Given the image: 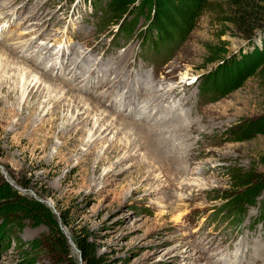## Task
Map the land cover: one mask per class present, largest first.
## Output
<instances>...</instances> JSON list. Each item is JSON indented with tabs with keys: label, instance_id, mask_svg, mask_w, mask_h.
Listing matches in <instances>:
<instances>
[{
	"label": "rangeland",
	"instance_id": "1",
	"mask_svg": "<svg viewBox=\"0 0 264 264\" xmlns=\"http://www.w3.org/2000/svg\"><path fill=\"white\" fill-rule=\"evenodd\" d=\"M118 1L104 12L105 0L96 11L93 0H0V46L60 80L69 91L66 104L77 94L106 107L111 117L102 126L112 124L102 133L95 110L55 108L47 101L55 92L44 83L29 94L12 63V73L0 80V182L45 207L8 219L0 208V264L78 261L72 236L82 229L111 264H263L251 257H264V58L258 62L252 54L264 28L243 37L227 19L225 0H153L145 6L121 0L114 7ZM122 7L129 10L122 13ZM146 22L173 41L179 36L176 49L142 43ZM201 81L219 89L218 96L201 94ZM151 85L170 95L157 99L161 94ZM36 90L42 99L34 97ZM163 104L161 117L172 123L170 140L181 143L184 162L156 164L130 124L116 122L155 127ZM84 107L79 105L82 112ZM78 115L91 124L74 123ZM100 136L103 142L87 154ZM57 152L60 158H54ZM248 189L256 196L239 208Z\"/></svg>",
	"mask_w": 264,
	"mask_h": 264
},
{
	"label": "trees",
	"instance_id": "2",
	"mask_svg": "<svg viewBox=\"0 0 264 264\" xmlns=\"http://www.w3.org/2000/svg\"><path fill=\"white\" fill-rule=\"evenodd\" d=\"M98 1L99 0H93L92 9L95 11L97 10ZM135 1H136L135 6L137 5L145 6L146 2L149 3L152 2L153 0H135ZM225 1L226 3L229 4L228 10L226 11L228 12L227 19L233 22L235 29L243 37H245L246 39H250L258 29L264 28V0H225ZM189 2L191 3L192 0H189ZM112 3L113 0H105L103 6H101L100 9H103V11L105 12L109 9ZM120 4L123 5V1L121 0L118 1L114 7L118 8ZM197 9H198L197 6L193 7L191 12V14L193 13V17L197 14L198 12ZM128 10L129 8L125 10L122 7V11H123L122 13H125ZM155 11L156 10H154V14H152V18L155 17ZM126 24L127 23L125 22L120 32L127 29ZM135 24L136 23L134 22V25ZM146 24H149L148 28L147 29L144 28L139 31V35L142 38V43L146 42L149 45H151L153 48H159V47L166 48V46H168V49H170V51L176 49L177 44L179 43L178 40H180L179 36L175 38L176 41H173L170 36H167L163 33V29L155 22L152 23L146 22ZM132 28L133 26L129 27V30L126 33L127 36L130 34ZM252 50H253L252 51L253 56L258 58V62L264 58V40L261 39V37L259 41H257V44H255V47ZM261 75L264 78V61L262 63ZM199 92L201 94H209L215 97L218 96V93H220L219 89L206 85L202 81L201 83L199 82ZM252 180L253 178L251 177L248 180L242 181L243 186H247L251 184ZM260 185L261 184L259 183L258 187ZM248 190L249 191L247 192V194L243 195L239 208H241L242 205L244 206L245 204L250 203L252 199L256 196L255 190L252 189H248ZM33 207L42 208L45 207V204H43V202H39L34 198L27 197L24 194L20 193L18 189H16V187L9 184V182L7 181L0 182V208L5 209V211H3L5 213V215H3L4 219L6 218L8 219V216L11 215L15 216L20 213H25L29 215V212L33 211ZM244 211L245 209L241 210V213ZM235 218L241 219L242 217L236 216ZM260 221L263 222V219L261 218ZM60 235L63 237L64 242L67 245V241L64 238L63 234ZM87 238H88V233L85 229H82L80 233H75L72 236V241L74 242V244L76 245V247L80 252V256H81L80 260L74 261L73 259L69 258V261H65L66 258L63 257L59 259L55 264H111V262L108 261L106 255L99 254L97 248L94 246V243L88 241Z\"/></svg>",
	"mask_w": 264,
	"mask_h": 264
},
{
	"label": "bare ground",
	"instance_id": "3",
	"mask_svg": "<svg viewBox=\"0 0 264 264\" xmlns=\"http://www.w3.org/2000/svg\"><path fill=\"white\" fill-rule=\"evenodd\" d=\"M68 40V39H67ZM16 65H19V67L17 66L16 70L17 69H20L21 70V74L18 75L20 76L19 78V81L24 82L22 86H24L26 88V92H28L29 94H32L33 95V92H34V89L38 86V85H42V83H44V87L46 88V85H48V88L47 90L50 88V90L52 92H55V95L53 96H50L48 98V102L49 103H53L54 107L55 108H61L63 107L65 110H68V111H72L73 113L74 112H78V114H82V113H85V112H88L90 113V111H96V123H99V129L102 130V133L110 128H112V124H105L103 123V126H102V122L103 121H108L111 117V113L110 111L104 107V109H102L101 107V104L100 103H97L95 100L87 97V96H82V95H77V94H74V100L73 101H68L69 104H66V102H64V99L67 97V94L69 93V91L62 86V82L60 80H56V79H53L52 77H49L47 75H45L44 73L36 70V69H33L32 67H30V65H28L27 63H24V61H20L18 59H15L13 56H11V54H9L8 50H6L4 47L0 46V80L2 82V79H4V76L6 74V71L7 70H10V72L12 71V65L14 64ZM14 70V69H13ZM15 71V70H14ZM12 73V72H11ZM18 73V72H17ZM9 74V73H8ZM14 74V73H13ZM11 75V74H10ZM109 77V76H108ZM120 77V76H118ZM185 78L187 79H192L190 77H188V74L185 75ZM120 81V79H119ZM108 82V81H107ZM184 83H186L187 81H182ZM105 83V82H104ZM103 83V84H104ZM122 83V82H121ZM112 84V83H111ZM114 84V83H113ZM117 85V84H116ZM121 85V84H119ZM118 85V86H119ZM148 85V84H147ZM111 86V85H110ZM125 86V84H124ZM146 86V85H145ZM113 87V86H112ZM111 87V88H112ZM117 87V86H116ZM141 87V86H140ZM148 87V86H147ZM151 87H153L154 91L158 93L159 91V94H161L157 99H161L162 97H165V96H168V94L170 95V92L171 90H169L168 92H161V90H159L160 88H158V85L154 87V85H151ZM118 88V87H117ZM130 88V87H129ZM115 89V87H114ZM145 89V88H143ZM25 90V89H24ZM117 90V89H116ZM125 90V89H124ZM129 91V89H127ZM135 90V89H134ZM114 91V90H113ZM119 91V90H118ZM127 92V91H126ZM143 92V91H142ZM146 92V91H145ZM110 93V92H109ZM125 93V92H124ZM128 93V92H127ZM123 94V93H122ZM134 94V93H133ZM60 95V96H59ZM142 95V94H141ZM151 95V94H150ZM121 96V95H120ZM140 96V95H139ZM34 97L38 100L42 99L43 97V92H39L36 90V94H34ZM126 97V96H125ZM124 97V98H125ZM137 97V96H136ZM170 99L172 98V96H169ZM123 98V97H122ZM151 98V97H150ZM155 98V97H153ZM133 99V98H132ZM141 99V98H140ZM169 99V100H170ZM77 100H80L77 102H74V101H77ZM121 100V98H120ZM119 100V101H120ZM125 100V99H124ZM131 99H129L130 101ZM156 100V99H155ZM168 100V101H169ZM135 101H138V99L134 100ZM152 101V99H151ZM123 102V101H122ZM127 102V101H126ZM125 102V104H126ZM133 102V101H132ZM131 102V103H132ZM157 102V101H156ZM82 103V107L83 106H87V107H84L85 110L84 112H82L81 108H79V105ZM124 103V102H123ZM123 103H121L120 105H122ZM146 103V102H145ZM116 104V103H115ZM114 104V105H115ZM124 104V106H125ZM147 104V103H146ZM128 105V104H127ZM133 105V104H132ZM117 107V105L115 106ZM164 107L165 105L163 104L162 107H160L161 111L158 110L157 113L160 111V117L161 116H165L166 115V112L164 111ZM168 107V109H171V106H166ZM118 108V107H117ZM122 108V107H121ZM167 109V110H168ZM37 110V107L36 106H33L32 108H30V111L31 112H35ZM51 113V111H49ZM163 112V113H162ZM169 112V111H168ZM8 113V112H7ZM10 113V112H9ZM13 113V112H12ZM93 113V112H92ZM149 113V112H148ZM162 113V114H161ZM15 114V113H14ZM168 114V113H167ZM20 119H24L21 115V112L18 113ZM157 114L154 115V118H156ZM158 117V116H157ZM174 117V116H173ZM87 117H83V116H77L75 118V122L74 123H80L82 121L85 122L86 120V125H89L91 124V122H89V120L87 119ZM90 118V117H89ZM153 118V119H154ZM26 119V118H25ZM24 119V120H25ZM152 119V120H153ZM168 119V118H167ZM167 119H161L160 120H157L159 121L157 123V125H155V127H152V126H149V128H144V125L146 124V121L142 122L141 124L138 122H135L133 120H127V119H124V118H118V121L116 122H124L126 123L127 125L130 124V128L128 127H124V129H130L131 131H133L132 135H134L136 137V139L138 141H140V146L141 147H144V148H148V152L151 154V156L154 158V162H156V164L158 165H165V161L167 159H172L171 161H180V162H184L182 159H186L184 156L180 158L179 156V151L180 149H182V146H180V142L179 143H175L176 140L172 141L170 140V137L172 135H174L173 133H169L168 132V129L170 126H172L171 122H168V123H165V120ZM145 120V119H144ZM26 121H28L26 119ZM156 121V120H155ZM95 123V124H96ZM123 123V124H124ZM165 123V124H164ZM94 124V125H95ZM164 124V126H166V128L162 127V125ZM177 124V123H176ZM180 124V123H178ZM74 126V125H73ZM85 126V125H83ZM133 126V127H132ZM184 126V125H183ZM68 127V126H66ZM181 127H182V124L181 126H179V130H181ZM74 130H78V131H81V127H76L74 126V128H72ZM123 129V128H122ZM183 129V128H182ZM112 131V130H111ZM171 131V130H169ZM174 131V130H173ZM34 132V131H33ZM101 133V134H102ZM129 132L126 131V134H128ZM178 134V133H177ZM133 136V137H134ZM101 137V138H100ZM99 138L95 139V141L93 143H91L90 145H88V149L86 150V153L87 154H91L94 150V148L96 146L99 145V142L101 143V141L103 142L104 138L102 136H100ZM178 138V137H177ZM183 138V137H182ZM135 139V138H134ZM135 139V140H136ZM142 140H143V143H142ZM184 143V142H183ZM119 146V145H118ZM62 146H60L58 148V150H61ZM111 149L114 148V146L110 147ZM124 148V147H123ZM120 147H115V150L117 152L120 151ZM125 149V148H124ZM114 150V151H115ZM113 151V152H114ZM184 153V152H183ZM183 155V154H182ZM181 155V156H182ZM60 158L61 157V154L60 153H56V155L54 156V158ZM58 163L59 164H68L69 163V160H61L59 159L58 160ZM176 164H179V163H176ZM245 247V245H244ZM218 248V247H217ZM264 249V248H263ZM243 251V250H241ZM245 251V250H244ZM256 254H261V251L259 252H255ZM251 257V256H250ZM251 260H252V263H255V262H258V261H261L263 264H264V257L260 258L259 256H254V257H251ZM259 263V262H258ZM257 263V264H258Z\"/></svg>",
	"mask_w": 264,
	"mask_h": 264
},
{
	"label": "water",
	"instance_id": "4",
	"mask_svg": "<svg viewBox=\"0 0 264 264\" xmlns=\"http://www.w3.org/2000/svg\"><path fill=\"white\" fill-rule=\"evenodd\" d=\"M258 37L260 38V33H259V36Z\"/></svg>",
	"mask_w": 264,
	"mask_h": 264
}]
</instances>
